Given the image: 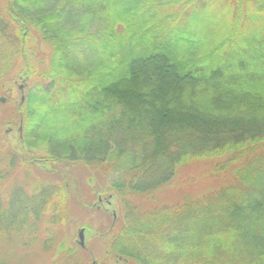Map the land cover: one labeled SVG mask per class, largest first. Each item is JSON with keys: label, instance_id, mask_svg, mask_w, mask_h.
Listing matches in <instances>:
<instances>
[{"label": "trees", "instance_id": "obj_1", "mask_svg": "<svg viewBox=\"0 0 264 264\" xmlns=\"http://www.w3.org/2000/svg\"><path fill=\"white\" fill-rule=\"evenodd\" d=\"M2 2L0 88L31 33L51 48L47 70L26 65L20 78L24 88L40 80L18 102L20 151L50 174L93 171V200H114L119 214L100 233L106 254L124 264H264V0ZM9 157L11 171L23 156ZM197 162L203 172L182 181L203 189L155 196ZM35 189L0 199V238L31 237L47 210L49 225L66 224L71 199L84 207L65 183Z\"/></svg>", "mask_w": 264, "mask_h": 264}, {"label": "rangeland", "instance_id": "obj_2", "mask_svg": "<svg viewBox=\"0 0 264 264\" xmlns=\"http://www.w3.org/2000/svg\"><path fill=\"white\" fill-rule=\"evenodd\" d=\"M0 3H3L2 0ZM50 56V44L36 30L25 40L23 60L11 66L12 68L10 67L3 77L6 81L0 88V100H3L0 101V171L8 176L0 183V199L2 203L6 202L10 190L16 187L23 188L29 194L41 184L59 186L65 183L67 187L70 186L75 190L74 194L81 199L84 207L71 199L67 223L53 226L47 223L51 216L50 211L47 210L42 221L37 225L35 234L28 236L29 239H33L31 244L28 238H24L23 241L12 237L0 238V258L8 264H92L93 262L124 264L121 261H114L106 254L108 237L104 238L100 233H104L119 214L114 200L101 201V199L98 204L93 200L91 188L87 185V181L94 177L93 171L82 164L71 165L69 168L56 165L54 166L57 167L56 172L50 174L40 169L43 166L39 168L28 162V158L34 157L33 152L20 151L18 146L17 140L20 138L16 122L19 116L18 102L25 96V92L40 82L39 78H35L36 76L30 77L24 88L23 79L20 78L25 76L26 65L33 67L37 76L43 70H47ZM11 149L16 153L20 152L23 158H18L14 170L10 171L8 166ZM205 166H207L205 162L194 163L155 196L161 198L163 202H175L180 200L182 193L199 192L203 189V184L185 186L182 179L184 180L187 174L203 172L201 168ZM93 184L98 186L101 182L96 179ZM94 204V209L90 208ZM80 229L84 230L82 248L78 245L77 237ZM47 240L50 241L45 243ZM67 249H74L75 252L70 253Z\"/></svg>", "mask_w": 264, "mask_h": 264}, {"label": "water", "instance_id": "obj_3", "mask_svg": "<svg viewBox=\"0 0 264 264\" xmlns=\"http://www.w3.org/2000/svg\"><path fill=\"white\" fill-rule=\"evenodd\" d=\"M1 102L3 100H0ZM23 102V97L21 98V103ZM20 131V130H19ZM83 229H80L78 231V234H77V237H78V245L82 248L84 245H83ZM92 264H96L95 262H93Z\"/></svg>", "mask_w": 264, "mask_h": 264}]
</instances>
